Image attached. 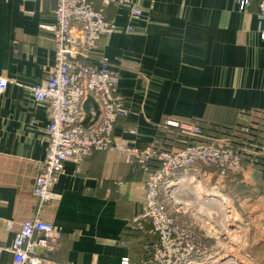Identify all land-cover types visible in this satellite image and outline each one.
<instances>
[{"label": "crops", "instance_id": "0c3cea01", "mask_svg": "<svg viewBox=\"0 0 264 264\" xmlns=\"http://www.w3.org/2000/svg\"><path fill=\"white\" fill-rule=\"evenodd\" d=\"M89 1L117 25L89 57L91 64L104 62L119 73L127 114L114 125L116 138L164 144L157 124L166 118L234 127L240 112H264L258 1L244 10L234 0H128L120 6ZM55 7L56 0H0V75L8 79L0 92V246L6 247L0 264L11 261L8 248L21 222L37 212L32 190L47 149L49 105L35 101L30 87L53 71L52 31L42 25L54 23ZM131 7L141 16L132 18ZM219 181L225 182L222 189L214 185ZM173 186L170 195L195 194L198 213L217 215L210 231L219 263L264 264V177L258 169L246 163L224 180L196 171ZM52 190L58 198L40 217L56 225L62 238L55 249L37 251L41 264L137 261L156 238L148 226L141 231L133 222L144 202L145 173L117 152L66 161ZM209 204L217 207L210 210ZM177 208L193 214L187 202ZM199 226L201 233L209 228Z\"/></svg>", "mask_w": 264, "mask_h": 264}, {"label": "built area", "instance_id": "2783aa9c", "mask_svg": "<svg viewBox=\"0 0 264 264\" xmlns=\"http://www.w3.org/2000/svg\"><path fill=\"white\" fill-rule=\"evenodd\" d=\"M104 1L116 6L128 3V0ZM253 1H258V18L262 24L264 0H234L240 10ZM54 15L53 24L42 25L52 31L53 71L30 87L35 101H46L49 105L47 149L37 163L32 190L37 212L21 222L8 248L12 259L1 264H41L37 251L58 246L61 230L43 220L40 213L58 198L52 186L64 163H79L94 151L117 152L134 171L145 173L144 202L133 222L140 230L148 226L147 233L155 235L156 240L146 246L143 258L134 261L123 257L120 264H203L207 259L206 247L187 226L169 214L162 197L170 195L175 182L187 173L213 172L216 178L224 180L242 172L243 159L251 164L264 158V127L260 121H252L231 135L217 136L204 133L195 123L166 118L157 124L159 129H174L200 140L165 148L155 141L141 146L116 138L114 125L119 117L127 114L118 91L119 73L104 62L91 64L89 57L100 37L116 32L117 25L89 0H56ZM130 15L138 18L141 11L131 7ZM260 37L264 38V27ZM7 83L8 79L0 75V92L6 89ZM5 248L0 246V250Z\"/></svg>", "mask_w": 264, "mask_h": 264}, {"label": "rangeland", "instance_id": "374dc122", "mask_svg": "<svg viewBox=\"0 0 264 264\" xmlns=\"http://www.w3.org/2000/svg\"><path fill=\"white\" fill-rule=\"evenodd\" d=\"M215 182V181H214ZM220 186V189H222V184H225L224 181H219L218 183H215L214 185ZM227 187L224 188V192H226ZM194 195V196H193ZM187 194V195H182L180 192L176 191L175 193H171L170 197L167 199V196L164 197V205L166 210L180 223L183 225L189 227V229L192 231V233L198 237L204 246L206 247L207 250V259L204 261L203 264H221L218 262L216 257H213V250H212V234H211V229L210 225L212 224V219L213 217H217V215H212V214H201L200 212L198 213L196 211V204H195V194ZM189 196V197H187ZM210 198L213 196L209 195ZM188 203V205L191 206V210L193 214H187V213H182L181 210H178L177 206L183 203ZM209 209L212 210L213 208L217 207L216 204L212 205L209 204ZM212 208V209H211ZM197 213V214H194ZM222 213L218 214V217H221ZM184 222V223H183ZM199 224H206L209 226L208 230H205L203 233L198 231V228L200 227ZM228 247H222V252H226ZM233 250V249H232ZM229 262H226L227 264Z\"/></svg>", "mask_w": 264, "mask_h": 264}, {"label": "trees", "instance_id": "16d2710c", "mask_svg": "<svg viewBox=\"0 0 264 264\" xmlns=\"http://www.w3.org/2000/svg\"><path fill=\"white\" fill-rule=\"evenodd\" d=\"M187 121L199 125V127L202 129L204 133L211 134V135H217V136H224V135L233 134L234 131L238 127H240L241 125H248L249 122H252V121H255V122L260 121L261 126L264 127V112L257 111V110H248V111L240 112L238 114L237 124L234 127L216 126L206 121H203L201 119H191ZM159 130L162 131V137L164 140L163 142L164 144H159L157 141H155L157 142V145L159 147L170 148L175 145L192 144L200 140L198 138H193V137L182 135L178 133L177 131H175L174 129H159ZM182 140H184V142H182ZM246 160H247L246 158L243 159L244 161L243 164H246V163L250 164ZM250 165L258 169L261 172L262 176L264 177V158L263 157L256 159L255 163H251ZM152 166L154 168L156 167V164L153 163ZM147 245H145V249Z\"/></svg>", "mask_w": 264, "mask_h": 264}]
</instances>
